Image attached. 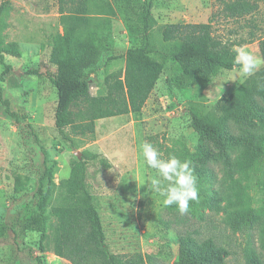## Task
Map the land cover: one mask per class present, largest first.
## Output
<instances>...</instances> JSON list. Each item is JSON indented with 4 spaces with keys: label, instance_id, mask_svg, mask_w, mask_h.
I'll use <instances>...</instances> for the list:
<instances>
[{
    "label": "trees",
    "instance_id": "16d2710c",
    "mask_svg": "<svg viewBox=\"0 0 264 264\" xmlns=\"http://www.w3.org/2000/svg\"><path fill=\"white\" fill-rule=\"evenodd\" d=\"M153 3L154 0H58L62 34L53 40L52 71L31 68L23 75L44 77L55 89L54 128L72 151L84 144L79 135L94 137L96 120L123 115L136 118L163 72H175L166 78L169 90H184L219 70L232 69L234 46L215 39L209 23L158 25L152 15ZM8 12L9 0H0V45ZM118 12L133 44L124 53V70L107 75L102 83L104 95L92 96L91 88L98 83L88 75L97 69L100 57L95 44L111 37L112 21ZM155 29L159 45L152 36ZM258 50L264 57V39L258 42ZM3 53L0 49L4 67L0 82L12 71L10 65L4 64ZM188 112L195 136L192 150L183 144L166 150V156L190 161L198 178L199 199L190 202L189 211L183 215L204 222L208 213L223 214L232 233L250 237L256 231L259 250L249 241L244 264H264V211L253 207L256 191L264 196V68L223 97L218 113L204 112L198 105H192ZM9 115L16 118L14 113ZM34 144L40 150L41 161L32 170L36 188L25 205L20 227L23 232L41 237L47 227L51 228L54 256L70 264H224L229 255L224 247L211 238L199 241L190 233L177 235V252L170 263L163 253H110L86 187V165L98 155L80 152V159L70 164L68 177L55 183L47 153L35 136ZM166 209L180 213L175 205ZM50 217L54 222L48 224ZM160 256L162 262L158 261ZM36 261L44 264L40 259Z\"/></svg>",
    "mask_w": 264,
    "mask_h": 264
},
{
    "label": "rangeland",
    "instance_id": "374dc122",
    "mask_svg": "<svg viewBox=\"0 0 264 264\" xmlns=\"http://www.w3.org/2000/svg\"><path fill=\"white\" fill-rule=\"evenodd\" d=\"M152 15L158 25L209 23L215 39L260 56L264 0H154ZM58 19V0H9V12L4 17L0 49L4 51V64L12 71L0 82V264H37L36 259L44 264H70L53 255L51 228L47 227L41 237L20 227L25 205L36 188L32 170L41 161L34 136L47 153L55 183L68 177L71 162L77 160L54 128L55 89L44 77L23 75L31 68L52 71L53 40L62 34ZM152 36L159 45L156 29ZM132 44L118 12L112 21L111 37L95 44L100 57L97 69L88 75L98 83L91 88L92 96L104 95L102 83L107 75L124 70L123 56ZM3 69L0 61V74ZM174 74L168 70L159 76L136 118L123 115L96 120L92 139L87 133L78 136L84 144L76 152L86 150L98 155L86 165V187L102 223L104 243L112 254L163 253L169 262L177 252V235L190 233L199 241L211 238L224 247L229 252L224 264H244L249 241L259 250L257 232L250 237L232 233L223 214L208 213L204 222H197L170 213L163 197L148 191L147 183L155 172L141 168L138 147L149 142L165 157L172 146L183 144L192 150L195 136L189 126L190 107L198 105L204 112L216 114L221 99L254 75L245 78L219 70L187 89L169 90L166 78ZM229 75L234 81L227 82ZM255 200L253 207L264 211L260 190ZM53 222L50 217L48 224Z\"/></svg>",
    "mask_w": 264,
    "mask_h": 264
},
{
    "label": "clouds",
    "instance_id": "9594fccd",
    "mask_svg": "<svg viewBox=\"0 0 264 264\" xmlns=\"http://www.w3.org/2000/svg\"><path fill=\"white\" fill-rule=\"evenodd\" d=\"M234 52L231 73L246 78L264 68V57L254 55L245 47H237ZM229 81H234L232 75H229L227 82ZM223 84L219 86L222 88ZM138 156L142 169L155 172V176L147 183L148 191L163 197L164 206L175 205L181 214L187 213L190 202L199 199L198 178L191 162L181 160L175 155L165 157L158 148L146 141L139 145Z\"/></svg>",
    "mask_w": 264,
    "mask_h": 264
},
{
    "label": "water",
    "instance_id": "95a60500",
    "mask_svg": "<svg viewBox=\"0 0 264 264\" xmlns=\"http://www.w3.org/2000/svg\"><path fill=\"white\" fill-rule=\"evenodd\" d=\"M75 156H76L77 159H80V153L75 152Z\"/></svg>",
    "mask_w": 264,
    "mask_h": 264
}]
</instances>
